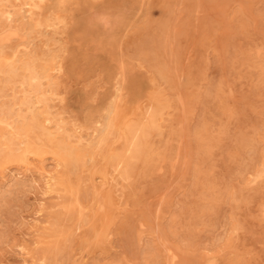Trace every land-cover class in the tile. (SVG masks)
Wrapping results in <instances>:
<instances>
[{
    "label": "rangeland",
    "instance_id": "374dc122",
    "mask_svg": "<svg viewBox=\"0 0 264 264\" xmlns=\"http://www.w3.org/2000/svg\"><path fill=\"white\" fill-rule=\"evenodd\" d=\"M7 34L0 264H264V0H0Z\"/></svg>",
    "mask_w": 264,
    "mask_h": 264
},
{
    "label": "bare ground",
    "instance_id": "6f19581e",
    "mask_svg": "<svg viewBox=\"0 0 264 264\" xmlns=\"http://www.w3.org/2000/svg\"><path fill=\"white\" fill-rule=\"evenodd\" d=\"M59 1H60V0H59ZM65 1H67V0H65ZM68 1H70V0H68ZM75 1H76V0H75ZM77 1H78V0H77ZM91 2H92V1H91ZM137 2H138V1H137ZM137 2H136V3H137ZM69 3L71 4V2H69ZM72 3L74 4L73 1H72ZM103 3H104V2H103ZM134 3H135V2H134ZM134 3H133V4H134ZM146 3H147V2H146ZM47 4H48V1H47ZM61 4H62V2H61ZM67 4H68V2H67ZM67 4H65V5H67ZM76 4H77V2H76ZM78 4H79V2H78ZM96 4H97V3H96ZM116 4H117V2H116ZM246 4H247V3H246ZM65 5H62V6H65ZM104 5H106V4H104ZM138 5H139V4H138ZM79 6L81 7L80 4H79ZM94 6H95V5H94ZM73 7H76V5L73 6ZM80 7H78V8H79L80 11H81V8H82V7H81V8H80ZM78 8H76V9H77L76 11H79ZM92 8H93V3H92ZM118 8H119V7H118ZM45 9H46V8H45ZM119 9H120V8H119ZM90 10H91V9H90ZM72 11L74 12L75 10H71V12H72ZM69 12H70V11H69ZM147 12H148V11H147ZM3 13H4V12H3ZM81 13H82V12H80V14H81ZM86 13H87V12H86ZM6 14H9V13H6ZM6 14H4V15H6ZM74 14H75V12H74ZM4 15H3V16H4ZM6 16L9 17L8 15H6ZM82 16H84V15H81L80 17H82ZM10 17H11V15H10ZM124 17H125V16H124ZM73 18H74V17H73ZM130 19H131V18H130ZM122 21H125L124 18L122 19ZM129 21H131V20H129ZM125 22H126V23H125ZM125 22H123V24H127V25H128V23H127L128 21H125ZM77 24H78V23H77ZM94 24H95V23H94ZM122 26H123V25H122ZM129 26H130V24H129ZM75 27H76V24H75ZM120 27H121V26H120ZM125 27H127V26L125 25ZM118 28H119V27H118ZM49 29H50V28H49ZM64 29H65V28H64ZM140 31H141V30H140ZM9 32H10V31H9ZM9 32H8V33H9ZM11 33H12V32H11ZM120 33H121V31H120ZM13 34H15V33L13 32ZM77 34H78V33H77ZM126 34H127V33H126ZM7 35H8V37H7ZM7 35H5V36H4V35H0V63H1V65L6 66V68H7L6 71L8 72V51H7V47L5 46V44H6L7 42H11V41H8V39L10 40L11 37H10V34H7ZM79 35H80V34H79ZM15 36H16V35H15ZM15 36H14V37H15ZM17 36H18V35H17ZM75 36H76V35H75ZM75 36H74V37H75ZM116 36H117V35H116ZM22 37H23V36H22ZM22 37H19V38H22ZM74 37H73V38H74ZM78 37H80V36H78ZM24 38H25V37H24ZM24 38H22V39H23V40H26V39H24ZM91 38H92V37H91ZM128 38H129V37H128ZM69 39H71V38H69ZM69 39H68V40H69ZM129 39L131 40V38H129ZM72 40H73V39H72ZM93 40H94V39H93ZM116 40H117V39H116ZM83 41H84V40H83ZM99 41H100V40H99ZM117 41H118V40H117ZM112 42H113V41H112ZM67 43H68V42H67ZM82 43H83V42H82ZM95 43H97V42H95ZM95 43H94V44H95ZM78 44H79V43H77V45H78ZM13 45H14V44H13ZM75 45H76V43H75ZM80 45H81V43H80ZM96 45H97V44H96ZM123 45H124V44H123ZM100 46L103 47V45H100ZM126 46H127V45H126ZM77 47H78V46H77ZM102 47H100V49H101ZM80 48H81V47H80ZM107 49H108V46H107ZM107 49H106V50H107ZM78 50H79V49H78ZM85 50L87 51V49H85ZM106 50H105V51H106ZM98 51H99V49H98ZM98 51H97V52H98ZM103 51H104V50H102V53H103ZM122 51H123V50H122ZM258 51H259V50H258ZM261 51H262V50H261ZM100 52H101V50L99 51V53H100ZM107 52H108V54L110 53L109 51H107ZM107 52H106V53H107ZM75 54H76V53H75ZM108 54H107V56H108ZM76 55H77V54H76ZM95 55H96V54H95ZM109 55H110V54H109ZM115 55H116V54H115ZM12 56L14 57V55H12ZM15 56H16V55H15ZM82 56H83V55H82ZM85 56H86V55H85ZM110 56H111V55H110ZM120 56H121V55H120ZM9 57H10V56H9ZM88 57H89V56H88ZM111 57H112V56H111ZM115 57H117V56H115ZM118 58H119V57H118ZM118 58H116V60H118ZM122 58H123V57H122ZM137 58H138V57H137ZM119 59H120V58H119ZM122 60H123V59H122ZM136 60H137V59H136ZM85 61H86V60H85ZM87 61H88V60H87ZM118 61H119V60H118ZM141 61H142V60H141ZM10 62H12V61H10ZM124 62H125V61H124ZM84 63H85V62H84ZM116 63H118V62L116 61ZM125 63H126V62H125ZM128 63H129V62H128ZM78 64H81V63H78ZM122 64H123V63H122ZM130 64H131V63H130ZM92 65H93V64H92ZM92 65H91V66H92ZM123 65H125V64H123ZM123 65H121V66H122L121 68H123ZM127 65H129V64H127ZM3 66H2V67H3ZM119 66H120V65H119V63H118V66H117V67H119ZM129 66H130V65H129ZM0 67H1V66H0ZM137 67H139V65H138ZM88 68H90V67H88ZM96 68H97V65H96ZM114 68H115V67H114ZM119 68H120V67H119ZM130 68H132V67H130ZM130 68H129V69H130ZM129 69H127V70H129ZM132 69H133V68H132ZM78 70H79V69H78ZM103 70H104V69H103ZM116 70H117V69H116ZM118 70H119V69H118ZM118 70H117V71H118ZM122 70H123V69H122ZM133 70H134V69H133ZM105 71H106V70H105ZM119 71H120V70H119ZM134 71H135V70H134ZM85 72H86V71H85ZM112 72H113V70H112ZM138 72H139V71H138ZM80 73H81V72H80ZM74 74H75V73H74ZM120 74H121V73H120ZM107 75H108V74H107ZM244 75H245V74H244ZM109 76H114V75H109ZM109 76H108V77H109ZM133 76H134V73H133ZM133 76H132V77H133ZM119 77H120V76H119ZM137 77H138V76H137ZM143 77H145V75H144ZM109 78H112V77H109ZM141 78H142V77H141ZM78 79H80V78H78ZM133 79H135V76H134ZM133 79H132V80H133ZM137 79H140V78H137ZM146 80H147V79H146ZM139 81H140V80H139ZM33 82H34V80H33ZM110 82H111V80H110ZM126 82H127V80H126ZM135 82H136V81H135ZM91 85H92V84H91ZM95 85H96V84H95ZM117 85H118V82H117ZM130 85H131V84H130ZM149 87H150V86H149ZM129 88H130V86H129ZM129 88H128V89H129ZM98 89H99V88H98ZM145 89H146V87H145ZM126 90H127V88H126ZM149 90H150V88H149ZM118 91H119V90H118ZM83 92H84V91H83ZM124 92H125V89H124ZM105 94H106V93H105ZM154 94H155V93H154ZM106 95H107V94H106ZM109 95H111V94L109 93ZM121 95H122V94H121ZM95 96H96V95H95ZM97 96H98V95H97ZM143 96H144V95H143ZM121 97H122V96H121ZM232 98H233V97H232ZM27 99H28V98H27ZM106 99H107V97H106ZM126 99H127V98H126ZM104 100H105V99H104ZM132 100H133V99H132ZM143 100H144V99H143ZM128 101H129V100H128ZM135 101H136V100H135ZM119 102H120V98H119ZM130 102H131V101H130ZM132 102H133V101H132ZM93 103H94V102H93ZM124 103H125V102H124ZM111 104H112V103H111ZM119 104H120V103H119ZM129 104H130V103H129ZM131 104H132V103H131ZM83 105H84V104H83ZM112 105H113V104H112ZM124 105H125V104H124ZM86 106H88V105L86 104ZM120 106H121V105H120ZM130 106H131V105H128L129 108H130ZM134 106H135V105H133V107H134ZM139 106H140V105H139ZM83 107H84V106H83ZM100 107H101V105H100ZM241 107H242V106H241ZM84 108H85V107H84ZM98 108H99V107H98ZM98 108H97V109H98ZM134 108H135V107H134ZM134 108H133V109H134ZM93 109H94V108H93ZM108 109H109V107H108ZM108 109H107V110H108ZM130 109H131V108H130ZM133 109H131V110H133ZM138 109H139V108H138ZM61 110H62V109H61ZM61 110H60V111H61ZM89 110H90V108L88 109V113H91V112H89ZM91 110H92V108H91ZM98 110H99V109H98ZM112 110H113V109H112ZM96 111H97V110H96ZM141 111H142V110H141ZM86 112H87V111H85V113H86ZM149 112H150V111H149ZM69 113H70V112H69ZM94 113H95V112H94ZM99 113H100V112H99ZM106 113H107V112H106ZM133 113H135V111H133ZM133 113H132V114H133ZM136 113H138V112L136 111ZM136 113H135V114H136ZM86 114H87V113H86ZM100 114H101V113H100ZM100 114H99V115H100ZM68 115H69V114H68ZM88 115L90 116V114H88ZM88 115H87V117H89ZM84 116H85V115H84ZM126 116H127V115H126ZM85 117H86V116H85ZM130 117H131V116H130ZM133 117H134V116H133ZM68 118H69V116H68ZM128 118H129V117H128ZM87 119H88V118H87ZM123 119H124V118H123ZM102 120H103V119H102ZM125 120H126V119H125ZM95 122H96V121H95ZM121 123H122V121H121ZM119 125H121V124H118V126H119ZM120 127H121V126H120ZM127 127H128V126H127ZM118 128H119V127H118ZM8 129H9L8 121L5 120V119H3V118H0V135H1L2 132H4V131H8ZM10 129H11V128H10ZM119 129H121V128H119ZM35 133H37V132H35ZM118 134H119V133H118ZM120 135H121V134H120ZM36 136H37V135H36ZM35 138H37V137H35ZM119 138H120V137H119ZM21 140H22V139H21ZM35 140H36V139H35ZM39 140H40V139H39ZM120 140H121V138H120ZM37 141H38V138H37ZM40 141H41V140H40ZM117 141H118V140H117ZM118 142H119V141H118ZM19 143H20V142H19ZM37 143H38V142H37ZM39 143H40V142H39ZM41 143H42V142H41ZM41 143H40V144H41ZM115 143H116V142H115ZM115 143H114V145H115ZM136 143H137V142H136ZM137 144H138V143H137ZM85 146H86V145H85ZM131 146H132V145H131ZM130 148H131V147H130ZM132 148H133V147H132ZM28 150H29V149H28ZM83 150H84V149H83ZM63 151H64V150H63ZM109 152H110V151H109ZM109 152H108V153H109ZM136 154H137V152H136ZM24 155H25V154H24ZM108 155H110V153H109ZM108 155H107V156H108ZM107 156H105V158H106ZM24 157H25V156H24ZM105 158H104V160H105ZM4 160H5V162H8V155L4 156ZM85 160H86V159H85ZM105 161H106V160H105ZM105 161H104V162H105ZM163 161H164V160H163ZM94 163H95V162H94ZM212 169H214V168H212ZM95 170H96V169H95ZM95 170H94V171H95ZM213 171H214V170H213ZM210 172H211V171H210ZM104 173H105V172H104ZM93 174H94V173H93ZM78 178H79V176H78ZM126 178H127V177H126ZM106 181H107V180H106ZM256 181H258V180H255V182H256ZM59 186H60V185H59ZM103 187H104V186H103ZM104 188H105V187H104ZM100 190H101V189H100ZM77 191H78V190H77ZM95 191H96V190H95ZM101 191H102V190H101ZM97 192H99V191H97ZM125 192H126V191H125ZM79 193H80V192H79ZM83 193H84V192H83ZM95 193H96V192H95ZM96 196H97V194H96ZM101 197H102V196H101ZM103 201H104V200H103ZM100 203H102V202H100ZM100 203H99V205L101 206ZM236 203H238V202H236ZM78 204H79V203L77 202V205H78ZM103 204H104V203H103ZM79 205H80V204H79ZM103 206H104V205H103ZM41 207H42V206H41ZM78 207H79V206H78ZM91 207H92V206H91ZM261 207H262V206H261ZM101 208H104V207L101 206ZM82 210H84V209L82 208ZM99 210H100V209H99ZM104 210H105V209H104ZM104 210H100V211H104ZM263 210H264V209H263ZM102 213H103V212H102ZM105 214H106V213H105ZM105 214H104V216H105V219L107 220L108 218H107V216H106ZM82 215H83V214H82ZM80 216H81V215H80ZM94 216H95V214H94ZM100 220H102V219L100 218ZM101 223H102V222H101ZM107 223H108V222H107ZM77 224H78V223H77ZM101 225H102V224H101ZM101 225H100V226H101ZM97 226H98V225H97ZM97 226H95V227H97ZM140 226H141V224H140ZM142 226H143V225H142ZM142 226H141V227H142ZM124 228H125V227H124ZM142 228H143V227H142ZM95 229H96V228H95ZM96 230H97V229H96ZM96 230H95V231H96ZM98 230H99V227H98ZM96 232H97V231H96ZM96 237H97V236H96ZM98 237H99V236H98ZM41 247H42V246H41ZM70 254H71V253H70ZM170 254H171V253H170ZM172 259H173V258H172ZM213 259L216 260L217 258H213ZM215 260H212V259H211V261H213V262H215ZM211 261H209V264H210ZM213 262H212V263H213ZM206 263H207V262H206ZM215 263H216V262H215ZM215 263H214V264H215ZM42 264H43V263H42Z\"/></svg>",
    "mask_w": 264,
    "mask_h": 264
}]
</instances>
